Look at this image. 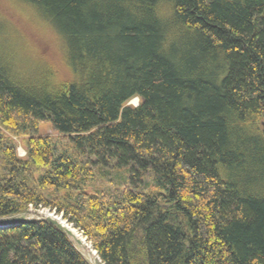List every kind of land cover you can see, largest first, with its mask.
Wrapping results in <instances>:
<instances>
[{"label":"trees","instance_id":"trees-1","mask_svg":"<svg viewBox=\"0 0 264 264\" xmlns=\"http://www.w3.org/2000/svg\"><path fill=\"white\" fill-rule=\"evenodd\" d=\"M21 1L62 45L31 63L0 21V218L61 215L99 264H264V0ZM0 264L89 263L32 218Z\"/></svg>","mask_w":264,"mask_h":264},{"label":"rangeland","instance_id":"rangeland-1","mask_svg":"<svg viewBox=\"0 0 264 264\" xmlns=\"http://www.w3.org/2000/svg\"><path fill=\"white\" fill-rule=\"evenodd\" d=\"M0 21L5 27V30H7L13 38L16 37L15 44L16 47L20 49V54L25 57L27 55L31 63H33V61H41L40 63H44L42 61L51 59L54 60L58 66L56 59H59L62 45L59 35L53 25L39 16L36 8L31 4H27L21 0H0ZM43 58L44 60H42ZM126 104L137 105L138 98L134 97ZM37 135L59 137V133L52 128L48 120L39 122ZM12 138L17 144L16 150L18 156L23 157L25 154L23 142L27 139V136H12ZM60 144L62 145L63 143ZM119 173L111 170L112 176H104L102 182L107 186L115 184L116 181L122 179L124 171H120ZM48 213L49 211L47 210L35 211L34 209H30L31 218L44 216ZM79 249L89 264H99V260L93 251V254L90 255L87 249H82L81 247H79ZM89 249L90 248H88V250Z\"/></svg>","mask_w":264,"mask_h":264},{"label":"water","instance_id":"water-1","mask_svg":"<svg viewBox=\"0 0 264 264\" xmlns=\"http://www.w3.org/2000/svg\"><path fill=\"white\" fill-rule=\"evenodd\" d=\"M163 207L165 208L166 206ZM35 218H44L45 220L54 224L62 231H64L76 243L77 246L81 247L82 249H87L89 254L93 251L92 248L87 245L86 240L82 236V234L73 225L67 223L61 215H56L54 212H49L47 215ZM31 219L32 218L30 217V210L17 215L3 217L0 218V228L10 227L18 223H24ZM88 248H90L91 250H88Z\"/></svg>","mask_w":264,"mask_h":264},{"label":"bare ground","instance_id":"bare-ground-1","mask_svg":"<svg viewBox=\"0 0 264 264\" xmlns=\"http://www.w3.org/2000/svg\"><path fill=\"white\" fill-rule=\"evenodd\" d=\"M74 233H75V231H74ZM92 254H93V253L91 252L90 255H92Z\"/></svg>","mask_w":264,"mask_h":264}]
</instances>
